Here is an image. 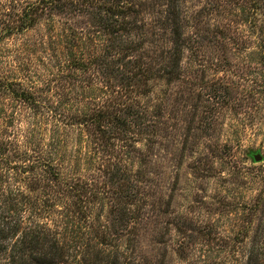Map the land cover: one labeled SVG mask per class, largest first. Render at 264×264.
Listing matches in <instances>:
<instances>
[{"label": "rangeland", "instance_id": "rangeland-1", "mask_svg": "<svg viewBox=\"0 0 264 264\" xmlns=\"http://www.w3.org/2000/svg\"><path fill=\"white\" fill-rule=\"evenodd\" d=\"M30 2L37 0H0V116L4 107L15 115L11 138L19 134L25 142L35 135L47 147L56 138L57 162L66 156L63 166L77 165L76 176L91 183L96 197L86 199L91 223L87 231L82 227L81 240L88 254L110 264H248L252 251L264 254V11L256 12L252 0H114L132 13L119 18L125 29L113 51L109 36L102 43L81 37L103 28L97 6L111 0H91L81 10L65 3L34 27L12 32L16 12ZM175 6L181 55L169 21ZM82 53L107 57L105 64L120 70L130 60L136 74L134 84L125 80L126 101L142 105L123 112L135 141L114 176L98 162L101 151L88 128L77 122L93 114L87 106L107 100L101 61L76 71L77 88L82 83L90 92L77 102L67 99L71 108L59 115L68 62ZM3 80L36 86L42 115L33 118L29 108L3 96ZM69 93L75 99L72 86ZM69 120L73 125L65 128Z\"/></svg>", "mask_w": 264, "mask_h": 264}, {"label": "trees", "instance_id": "trees-1", "mask_svg": "<svg viewBox=\"0 0 264 264\" xmlns=\"http://www.w3.org/2000/svg\"><path fill=\"white\" fill-rule=\"evenodd\" d=\"M88 2L91 3V0H37L25 3L21 11L16 12L11 31L23 32L34 27L37 20L49 10L59 8L61 11L63 6L67 5L81 10L83 8L80 5ZM125 3L115 4L114 0H111L108 5L97 6L100 10L99 22L103 23V28L99 25L97 26L99 30L92 28L89 31L93 35L87 33L81 37H85L84 40L88 42L102 43L109 36L110 48L115 47L113 50L115 51L118 48V40H121V37L118 39L117 33L122 34L125 29L124 21H119V18L124 15L128 17V14L132 13L131 6ZM252 7L256 12L264 11V0H252ZM169 21L172 25L175 53L181 55L184 44L178 7L175 6L169 13ZM91 54L82 53L73 58L75 61L72 60V63L69 60V72L67 71L69 88L64 87L60 90L59 87V109L62 106L59 115L63 110L69 111L68 108H71V103L67 108V99L69 102H77L79 97H85L86 93L90 92L82 83L77 88L76 83L81 80L76 71H87L90 69L89 66L101 61L100 65L105 68L103 75L109 76V79L105 77V86L110 93L108 92L107 100L100 106L94 105V109L87 106L93 114L87 115L85 112V116L77 122L88 128L89 140H92L96 149L101 151L98 162L114 176V173L123 170V167L119 166L123 161L119 160L120 155L130 157V148L135 141L127 135L131 126L123 112L135 109L137 107L135 105L141 104L136 101L139 104L133 103L130 107L126 101V95L131 91H128L125 80H131L129 84L130 82L134 84L136 74L134 69L128 68V65L132 64L130 60L123 64L126 70H120L113 65L115 63L105 64L107 57L94 58L98 56ZM70 55L68 58H72V54ZM127 56L124 58L127 59ZM70 64L76 69L74 72L70 71ZM116 72L120 75L117 76ZM125 72H128V75ZM110 77H115L116 81ZM3 81V96H9L14 105L29 108L33 118L42 115L45 108L37 94L36 86L25 85L22 81L17 83ZM70 86L75 96L73 100L69 98ZM3 109L0 116V264H68V259H72L69 264H110L103 262L102 259L94 260L93 255H89L85 250L86 244L81 241L85 234L82 233V227L87 231L86 227L88 228L91 223L89 213L83 210L86 209V199L96 197L92 192L91 183L82 176H76L77 165L71 166L68 161L69 166H63L67 163L66 156L60 155L57 162L58 150L53 144L56 138L51 143L53 146L49 147L42 145L41 141H36L35 135L25 142L18 139L19 134L11 138L8 129L13 128L15 115L8 112L5 107ZM145 114L147 115L146 111L139 115L136 113L140 118H144ZM62 123L65 128L73 125L70 120ZM59 132L63 133H59L60 148L65 129L60 128ZM124 172H127V167ZM54 215L57 217L53 218ZM67 238L69 244L66 242ZM72 252L73 254L76 252V255L81 254V259L77 260ZM262 255L264 254L260 250L252 251L248 264H262ZM111 264H118V260Z\"/></svg>", "mask_w": 264, "mask_h": 264}, {"label": "water", "instance_id": "water-1", "mask_svg": "<svg viewBox=\"0 0 264 264\" xmlns=\"http://www.w3.org/2000/svg\"><path fill=\"white\" fill-rule=\"evenodd\" d=\"M262 156L261 155H259V154H257L256 156H255V160H256V162H260V161H262Z\"/></svg>", "mask_w": 264, "mask_h": 264}]
</instances>
